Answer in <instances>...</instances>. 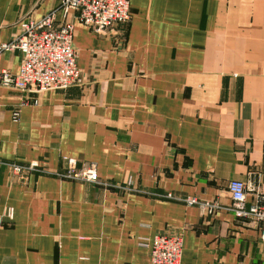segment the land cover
I'll list each match as a JSON object with an SVG mask.
<instances>
[{
	"label": "crops",
	"instance_id": "obj_1",
	"mask_svg": "<svg viewBox=\"0 0 264 264\" xmlns=\"http://www.w3.org/2000/svg\"><path fill=\"white\" fill-rule=\"evenodd\" d=\"M129 1L104 34L68 15L80 83L0 86V264H152L159 234L183 238L182 264H264L260 225L228 190L264 203V0ZM59 5L0 0V43ZM21 64L0 58L11 75ZM68 159L110 186L61 178Z\"/></svg>",
	"mask_w": 264,
	"mask_h": 264
},
{
	"label": "built area",
	"instance_id": "obj_2",
	"mask_svg": "<svg viewBox=\"0 0 264 264\" xmlns=\"http://www.w3.org/2000/svg\"><path fill=\"white\" fill-rule=\"evenodd\" d=\"M130 11L129 0H60L59 7L44 18L24 22L21 34L14 42L0 43V58L6 51L16 49L22 53L19 74L11 75L0 70V86L40 94L52 89L66 90L80 83L82 73L78 67V50L74 45L75 24L66 20L68 15L72 13L76 21L98 34H104L115 25L126 24L131 17ZM58 13L63 15L64 21L57 27ZM9 166L16 174L26 170H39L35 164ZM59 176L110 186L101 181L95 164L78 170L73 159H68L67 172ZM228 190L232 199L230 211L240 221L259 224L264 241V203L259 201L248 204L247 186L242 181L232 180ZM186 202L189 205H201L208 213H213L219 207L209 202L201 203L195 198ZM182 254L181 236L159 234L150 244L152 264H182Z\"/></svg>",
	"mask_w": 264,
	"mask_h": 264
}]
</instances>
